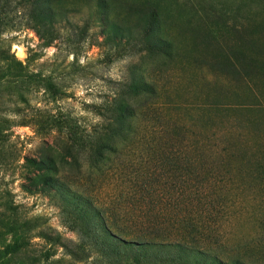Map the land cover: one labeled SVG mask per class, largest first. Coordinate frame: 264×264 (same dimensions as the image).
I'll return each instance as SVG.
<instances>
[{"label": "rangeland", "instance_id": "374dc122", "mask_svg": "<svg viewBox=\"0 0 264 264\" xmlns=\"http://www.w3.org/2000/svg\"><path fill=\"white\" fill-rule=\"evenodd\" d=\"M32 2L0 0V256L13 258V207L18 224L34 227L28 254L39 264H91L37 235L47 228L78 240L54 200L26 189V159L62 161L68 121L93 132L102 122L93 108L140 82L157 93L135 101L138 115L105 174L66 160V180L109 204L120 175L134 166L148 165L152 180L165 181L172 165L171 179L192 184L187 194L199 227L216 229L206 239L226 255L262 257L264 0H51L50 46L35 29ZM148 26L157 33L146 35ZM159 37L172 50H153Z\"/></svg>", "mask_w": 264, "mask_h": 264}, {"label": "trees", "instance_id": "16d2710c", "mask_svg": "<svg viewBox=\"0 0 264 264\" xmlns=\"http://www.w3.org/2000/svg\"><path fill=\"white\" fill-rule=\"evenodd\" d=\"M32 4L35 29L50 46L56 39V12L51 0H34ZM110 27L113 32L119 31ZM144 29L148 36L152 32L157 33L152 26ZM152 47L160 53L172 50V45L161 37ZM156 93V88L146 83L124 85L111 102L93 108L102 118L93 132L82 130L78 123L68 121L62 161L57 162L51 156L26 159V189L41 192L54 200L63 224L77 234L78 240L74 242L58 234L53 235L47 228L37 235L60 245L74 261L92 260L91 264H264V253L259 259L249 261L245 255L220 253L217 243L206 239V233L210 239L215 236L216 229L210 227L209 231H203V227H199L202 220L198 211H193L194 200L187 194L186 185L192 184L185 179H171L172 165L164 169L167 170L163 175L166 176L165 181L152 180L155 172L148 165L134 166L128 174L120 175L122 185H118L109 204L96 193L88 192L83 186L85 184L66 180L64 165L69 161L79 171L87 164L102 177L111 155L118 152V141L129 134L138 115L135 101ZM193 147L205 145L198 143ZM176 161L178 164L182 162L180 158ZM185 161L187 163L184 164H188L190 158ZM261 172L264 174V169ZM200 183L197 182L196 190L202 188ZM8 210L12 219L9 231L15 236L14 243L8 247L13 258L5 260L0 256V264H39L36 257L28 254L30 233L34 227L27 221L18 224L14 219L15 208L9 207ZM5 216V212H0V217ZM51 255L50 251L45 254L47 259Z\"/></svg>", "mask_w": 264, "mask_h": 264}]
</instances>
